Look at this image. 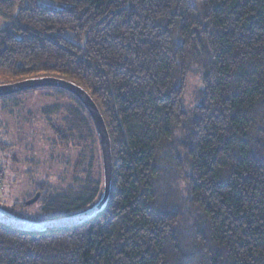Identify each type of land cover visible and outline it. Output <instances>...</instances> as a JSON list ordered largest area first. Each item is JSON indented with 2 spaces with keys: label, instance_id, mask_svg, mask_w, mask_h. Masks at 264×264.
<instances>
[{
  "label": "trees",
  "instance_id": "obj_1",
  "mask_svg": "<svg viewBox=\"0 0 264 264\" xmlns=\"http://www.w3.org/2000/svg\"><path fill=\"white\" fill-rule=\"evenodd\" d=\"M48 1L0 0V74L89 92L110 136L111 189L79 226L0 222V264H264V0ZM194 69L198 100L185 109ZM52 88L75 100L44 108L62 109L49 123L59 146L99 143L81 101ZM89 172L59 193L39 183L41 211L94 205L103 184Z\"/></svg>",
  "mask_w": 264,
  "mask_h": 264
},
{
  "label": "rangeland",
  "instance_id": "obj_2",
  "mask_svg": "<svg viewBox=\"0 0 264 264\" xmlns=\"http://www.w3.org/2000/svg\"><path fill=\"white\" fill-rule=\"evenodd\" d=\"M40 2L52 5L48 0ZM6 22L7 19L0 15V25ZM12 81L13 77L0 74V84ZM200 84L199 71L194 69L186 83L185 109H190L198 100ZM74 103L69 93H58L52 87L0 96V174H3L0 180V206L32 220H49L55 217L45 215L38 202L24 205L35 195L39 183L50 187L52 193H59L68 186L80 187L87 178L85 170H89L92 178H100L103 184L99 143L87 140L84 146L62 148L50 127L51 122L62 124V109L44 108ZM44 110L51 112L44 114ZM80 153L84 158H79Z\"/></svg>",
  "mask_w": 264,
  "mask_h": 264
},
{
  "label": "water",
  "instance_id": "obj_3",
  "mask_svg": "<svg viewBox=\"0 0 264 264\" xmlns=\"http://www.w3.org/2000/svg\"><path fill=\"white\" fill-rule=\"evenodd\" d=\"M39 87H57L64 89L76 96L88 111L95 126L100 145L103 164L102 194L94 205L85 210L41 221L20 216L0 206V222L15 229L28 231H48L56 228H71L79 226L91 221L102 213L109 198L113 172V157L109 132L104 118L89 92L82 86L64 77L41 75L0 84V96ZM40 194V191H37L32 198L25 201V204L31 205L35 203L39 199Z\"/></svg>",
  "mask_w": 264,
  "mask_h": 264
},
{
  "label": "built area",
  "instance_id": "obj_4",
  "mask_svg": "<svg viewBox=\"0 0 264 264\" xmlns=\"http://www.w3.org/2000/svg\"><path fill=\"white\" fill-rule=\"evenodd\" d=\"M0 180H1V174H0Z\"/></svg>",
  "mask_w": 264,
  "mask_h": 264
}]
</instances>
